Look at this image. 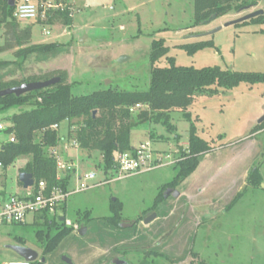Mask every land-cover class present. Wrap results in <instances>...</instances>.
<instances>
[{
  "label": "rangeland",
  "instance_id": "obj_1",
  "mask_svg": "<svg viewBox=\"0 0 264 264\" xmlns=\"http://www.w3.org/2000/svg\"><path fill=\"white\" fill-rule=\"evenodd\" d=\"M80 2L71 27L60 22H27L33 28L34 44L57 43L60 47L51 53L35 54L23 65L13 63L17 60L13 51H0V62L9 63L0 67V83L64 70L76 97L109 87L147 91L153 69L152 44L160 39L169 49L168 58H174L180 67L264 73V25H235L215 32L249 12H233L195 26L192 0ZM260 9H264V0L254 10ZM198 42H212L214 46L194 55L182 49ZM4 45L1 31L0 48ZM121 58L124 61L120 62ZM168 58L161 59L155 67H170ZM218 91L214 96H196L189 109L199 137L213 150L176 188L180 196L159 204L156 200L160 189L177 176L178 169L173 164L179 151L188 147L190 122L180 110L171 112V128L157 121L133 128L132 146L151 143L155 162L153 170L123 178L112 172L107 177L101 154L76 147L75 141L69 139L76 127L63 123V140L54 152L62 153L61 160L69 161L82 176L95 174L96 179L89 185H100L68 199L64 208L73 232L51 254L43 256L36 239L38 231L46 234V227L30 222L0 226V263L21 260L9 249L17 246L16 238L21 237L28 248L40 254V259L45 257L46 264H65L63 257L74 264H111L113 259L123 257L129 264L143 259L155 264H264V132L254 133L257 135L248 140L263 117L264 84H241L233 90ZM30 109L26 106L6 110L0 114V124L6 130L14 115ZM141 110L147 107L135 109L134 121ZM10 138L0 132V145ZM27 161L19 159L5 170L8 191L19 188V169ZM256 170L258 187L246 186ZM72 175L74 190L79 174ZM238 195L242 196L237 198ZM116 201L122 207L119 224L135 223L133 227L116 228L105 220L113 217L111 206ZM152 210L157 218L145 225L143 219ZM89 218L87 233L80 236L78 231Z\"/></svg>",
  "mask_w": 264,
  "mask_h": 264
},
{
  "label": "trees",
  "instance_id": "obj_2",
  "mask_svg": "<svg viewBox=\"0 0 264 264\" xmlns=\"http://www.w3.org/2000/svg\"><path fill=\"white\" fill-rule=\"evenodd\" d=\"M9 1L0 0V33L4 31L5 36V45L0 48V51H13L17 59L13 62L14 64L23 65L34 54L51 53L60 47L57 43L32 44V26L22 28L21 23L14 18L16 4L19 0H15V7H11ZM43 1L59 3L64 0ZM192 1L195 9V26H199L233 12L239 14L246 7L255 9L263 0ZM55 22L71 27L73 18L69 16L68 11H52L44 24L49 25ZM244 24L262 26L264 25V16L240 25ZM261 33L264 34V30ZM213 46L212 42H198L183 46L182 49L186 50L188 54L194 55ZM168 54L169 49L166 47L165 40L160 39L153 42L150 57L153 69L147 91H127L109 87L89 96L76 97L72 94L73 85L69 84L68 73L64 70L52 71L41 76H30L25 81L0 83V91H2L24 83L42 82L53 78L61 79L58 84L48 89L35 91L21 97L10 95L0 98V114L13 108L31 107L29 111L14 115L11 118L12 125L4 131L7 135H11V138L14 137L15 141L9 140L0 145L2 169L5 171L19 159H28L21 169V173L31 174L36 186L40 182H45L48 192H51L55 187H61L67 192L72 185V171L65 172L63 178L58 180V161L54 155V150L63 140L60 136V128L63 123L67 122L72 127H76L75 131L70 132L69 139L75 141L80 149L88 153L98 152L101 154L105 174L109 177L110 172L117 173L118 171L116 161L118 154H135L136 152L131 143L133 128L150 121L162 122L164 126L168 127L171 112L180 110L184 118L190 122L189 141L186 150L179 151L176 157L177 161L173 164L178 169L177 176L172 183L160 189L156 202L159 204L167 200L164 191L169 189L175 191L195 172L200 159L213 150L207 141L199 137L198 128L189 113L194 98L201 95L214 96L220 89L229 91L241 84L249 86L264 84V73L225 71L218 67L204 69L180 67L176 65L174 58H168ZM163 58H168L170 67H155ZM7 64L9 63L0 62V67ZM138 106H145L147 110H141L134 121L132 110ZM54 126H58V129H53ZM259 131L264 132V123L257 125L252 130V134ZM258 177V170H256L250 174L247 184L258 187L256 186ZM241 196L238 195L237 198ZM236 201L237 199L234 203ZM65 205L61 207L64 211H66ZM111 208L114 215L105 220L114 227L121 228L119 222L122 218V207L116 201L112 203ZM89 221L90 218L85 220L86 223L83 226L87 227ZM66 222V215L57 217L45 212L35 216L32 225H42L48 229L46 234L42 231L36 233L38 244L43 248V256L53 253L73 232ZM16 239L20 246L28 247L24 238L17 237ZM122 259L127 260L125 257ZM32 264H46V262L41 263L39 259ZM138 264H155V262L143 259Z\"/></svg>",
  "mask_w": 264,
  "mask_h": 264
},
{
  "label": "built area",
  "instance_id": "obj_3",
  "mask_svg": "<svg viewBox=\"0 0 264 264\" xmlns=\"http://www.w3.org/2000/svg\"><path fill=\"white\" fill-rule=\"evenodd\" d=\"M73 2L74 0H64L59 3L43 0H19L16 4L14 18L20 23L41 21L44 24L48 20L49 13L52 11H68L69 16L73 18L76 13ZM138 108H142V106H138L137 109ZM134 111L135 109L132 110L133 113ZM53 129H58V126H54ZM4 131L5 128L0 124V132ZM10 141L14 142V137L10 138ZM54 155L58 161V180H61L64 173L67 171H72L74 174L78 175L74 165L66 162L64 163L56 152H54ZM153 156L154 153L151 148V143L149 142L136 148L135 154H118L116 161L118 163L117 174L119 178L153 170V164L155 162ZM0 167H2L1 164ZM95 179V174H86L84 176L79 174L77 177V187L74 190L70 188L67 192L61 187H55L51 192H48L45 182H40L38 186L34 183V185L28 189L25 196H12L0 200V226L15 224L26 225L31 217L45 212L57 217L62 216L60 213L61 207L66 204L72 194L84 192L100 185V183L92 186L89 185V183ZM66 223L68 226H71L69 220H67ZM2 264L32 263L21 259L4 262Z\"/></svg>",
  "mask_w": 264,
  "mask_h": 264
},
{
  "label": "water",
  "instance_id": "obj_4",
  "mask_svg": "<svg viewBox=\"0 0 264 264\" xmlns=\"http://www.w3.org/2000/svg\"><path fill=\"white\" fill-rule=\"evenodd\" d=\"M15 2H16L15 0H10L9 1L10 6L15 7ZM245 12H249V13H247L246 15L236 20L228 22L223 27L218 28L215 32L222 30L224 27L227 28L230 26L240 25L254 18L264 16V9L254 10V9H251L250 7H246L239 14L245 13ZM122 61H124V58L120 59V62ZM60 81H61L60 78H53V79L42 81V82L24 83L20 86L8 88L6 90L0 91V98L10 96V95L21 97V96H24L26 94H29L35 91H40V90L51 88L55 86L56 84H58ZM263 123H264V116L259 120L258 124L261 125ZM19 181L23 185L24 189L26 190L32 187L35 183L33 176L29 173H21L19 175ZM171 196L174 198H177L180 195L176 192H174L172 195L168 193L167 195H165V199H168ZM156 218H157L156 213H153L152 215H148L147 218L144 219V224L148 225L152 223ZM133 226L134 224H121L120 225L122 229L131 228ZM78 233L80 236H85L87 233L86 227L82 225ZM9 249H11L14 253H16L18 257L30 263L37 262L40 259V254L32 248L17 245V246H10ZM62 260L65 264H74L73 261L68 257H63ZM40 262L45 263L46 259L42 258L40 259ZM113 264H128V262L125 259L115 258L113 260Z\"/></svg>",
  "mask_w": 264,
  "mask_h": 264
},
{
  "label": "crops",
  "instance_id": "obj_5",
  "mask_svg": "<svg viewBox=\"0 0 264 264\" xmlns=\"http://www.w3.org/2000/svg\"><path fill=\"white\" fill-rule=\"evenodd\" d=\"M81 3L82 2H80V0H74V2H73V5H74V8L76 9V13H75V15H74V17H73V22H74V20H75V18H76V16H77V13H78V7L79 6H81ZM27 23V22H26ZM25 23H21V25H22V28H24V27H26V26H29V25H31L30 23H27L26 25H24ZM55 24V23H54ZM32 26V25H31ZM32 31H33V29H32ZM32 44H34V41H33V36H32ZM34 45H39V44H34ZM35 55V54H34ZM33 56V55H32ZM31 57V56H30ZM28 61V60H27ZM34 75V74H33ZM36 75V74H35ZM261 115H263L264 116V108H263V111H262V114ZM259 122V121H258ZM257 122V123H258ZM257 125H259V124H257ZM257 134H252V135H250L249 137H250V139H248V140H252L255 136H256ZM7 142V141H6ZM76 147H78V146H76ZM136 149V148H135ZM57 150H58V148H57ZM58 155V154H57ZM59 157H60V159L62 158V153H60L59 155H58ZM63 161V160H62ZM64 163L66 162V161H63ZM68 163H69V161H67ZM66 162V163H67ZM26 164V163H25ZM25 164H23L22 165V167L19 169V175L21 174V169L25 166ZM71 164V163H70ZM76 171H77V173L78 174H80L79 172H78V170L77 169H75ZM81 175V174H80ZM5 171L2 169V167H0V200H3V199H6V198H10V197H12V196H19V197H23V196H25L26 195V193L28 192V189L26 190V189H24V187H23V185L22 184H20V181H19V179H18V184H19V188L15 191V192H10V191H8V189H7V186H6V182H5ZM246 186H247V183H246ZM247 189V188H246ZM63 211V212H62ZM60 213H61V215H66L65 213H66V211H64V210H61L60 211ZM34 218L35 217H31L30 219H29V222H30V224H33V220H34ZM62 220H64V218H62ZM28 222V223H29ZM18 246H20L19 244H17ZM17 255V254H16Z\"/></svg>",
  "mask_w": 264,
  "mask_h": 264
},
{
  "label": "flooded vegetation",
  "instance_id": "obj_6",
  "mask_svg": "<svg viewBox=\"0 0 264 264\" xmlns=\"http://www.w3.org/2000/svg\"><path fill=\"white\" fill-rule=\"evenodd\" d=\"M174 192H175V191L169 189V190L166 191L165 195H167L168 193L172 195ZM171 197H172V196H171ZM169 198H170V197H169ZM169 198H168V199H169ZM153 213H154V212H150V213H148V214L144 217V219L147 218L148 215H152ZM144 219H143V221H144ZM123 224H124V223H123ZM131 224H135V223H131ZM121 259H122V258H121ZM113 260H114V259H113ZM113 260H112V263H111V264H113ZM126 261H128V260H126Z\"/></svg>",
  "mask_w": 264,
  "mask_h": 264
}]
</instances>
